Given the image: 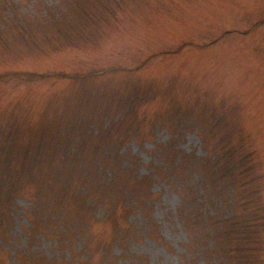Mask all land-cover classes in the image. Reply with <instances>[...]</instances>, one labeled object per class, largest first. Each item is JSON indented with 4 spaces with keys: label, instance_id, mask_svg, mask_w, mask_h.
I'll return each instance as SVG.
<instances>
[{
    "label": "rangeland",
    "instance_id": "1",
    "mask_svg": "<svg viewBox=\"0 0 264 264\" xmlns=\"http://www.w3.org/2000/svg\"><path fill=\"white\" fill-rule=\"evenodd\" d=\"M0 264H264V0H0Z\"/></svg>",
    "mask_w": 264,
    "mask_h": 264
},
{
    "label": "trees",
    "instance_id": "2",
    "mask_svg": "<svg viewBox=\"0 0 264 264\" xmlns=\"http://www.w3.org/2000/svg\"><path fill=\"white\" fill-rule=\"evenodd\" d=\"M19 79V81H20V84H22V82H24V81H27V82H30V81H35V79L34 78H32V77H29L28 79L27 78H18ZM52 234H54V232L52 231L51 232Z\"/></svg>",
    "mask_w": 264,
    "mask_h": 264
}]
</instances>
